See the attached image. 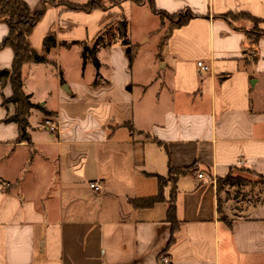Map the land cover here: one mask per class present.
<instances>
[{
  "label": "crops",
  "instance_id": "obj_1",
  "mask_svg": "<svg viewBox=\"0 0 264 264\" xmlns=\"http://www.w3.org/2000/svg\"><path fill=\"white\" fill-rule=\"evenodd\" d=\"M22 1L43 9V0ZM101 3L91 13L48 4L30 35L55 63L23 69L26 94L51 113L32 112L31 143L6 122L17 114L4 105L10 82L0 89V264H264V197L227 224L217 186L236 169L264 176V38L252 45L255 24L240 17L264 20V0H154L159 11L195 16L163 47L166 25L147 4ZM124 25L133 61L118 39ZM8 34L0 23V43ZM93 53L99 68L84 59ZM13 61L12 49L0 51V71ZM170 167L191 170L173 182Z\"/></svg>",
  "mask_w": 264,
  "mask_h": 264
},
{
  "label": "trees",
  "instance_id": "obj_2",
  "mask_svg": "<svg viewBox=\"0 0 264 264\" xmlns=\"http://www.w3.org/2000/svg\"><path fill=\"white\" fill-rule=\"evenodd\" d=\"M125 1H131L137 5H148L151 11L159 15L163 22L168 20L170 25L167 33L161 43L163 47L167 40L170 38L173 31L177 28L185 26L189 21L195 18V16L190 11H184L175 15H170L166 12L159 11L154 3V0H109L111 6H120ZM54 6H64L71 11H83L86 13H91L94 10H104L106 7L95 0H91L87 5H76L71 3H59L57 0H43V9L37 13L32 12L29 5L22 0H0V23H4L9 28L8 36L0 43V51L10 48L14 52V61L11 70L0 71V89L4 88L8 82H10L13 90V95L10 99L4 98V105L8 103H13L17 107V114L6 120L7 123H15L19 126L20 137L19 142L31 143L32 138L30 134V122L29 118L34 110L42 111L46 116L51 115L46 109L41 107L39 104L32 102L31 97L26 94L24 90V79H23V69L28 64H55L51 62L47 57L40 55L35 49H33L28 39L32 34L34 28L41 21L45 15L47 5ZM240 17L250 19L254 22V29L247 31L246 36L250 43L254 46L258 45L259 41L264 38V32L258 27L260 23L264 20L256 19L250 15H241ZM240 17L234 15H225L223 18L226 21H234ZM107 33V32H106ZM118 39L123 47L126 48L127 55L130 61H133V46L130 42L128 31L126 25L119 29ZM102 37H99L97 42L101 41ZM57 46L56 37H47L44 40V47L47 51ZM88 57L93 61L96 68H99L100 64L95 54L87 56L84 54L85 61ZM191 168L184 170H175L170 167L169 169V179L170 181H175L181 174L187 173ZM254 174V173H252ZM259 179L258 184L264 186V176L257 175ZM161 190L165 185V180L159 178ZM228 182H232L233 185L236 183L234 180L228 176L225 179H218V193L223 189V186ZM163 200V194L160 193L157 197L135 201L134 206L139 207H149L154 203ZM170 207L168 211V221L172 224L173 234L178 230V218H177V205H176V189L174 188L171 192ZM221 210V209H220ZM222 221L230 224V221L226 217H222ZM173 241V237L170 244Z\"/></svg>",
  "mask_w": 264,
  "mask_h": 264
},
{
  "label": "rangeland",
  "instance_id": "obj_3",
  "mask_svg": "<svg viewBox=\"0 0 264 264\" xmlns=\"http://www.w3.org/2000/svg\"><path fill=\"white\" fill-rule=\"evenodd\" d=\"M165 25L166 34L170 25L168 20H165ZM230 177L236 184L228 182L220 192L222 214L229 220L235 216L233 213L236 209L245 204H258L264 197V186L258 184L257 176L246 169L233 170Z\"/></svg>",
  "mask_w": 264,
  "mask_h": 264
},
{
  "label": "built area",
  "instance_id": "obj_4",
  "mask_svg": "<svg viewBox=\"0 0 264 264\" xmlns=\"http://www.w3.org/2000/svg\"><path fill=\"white\" fill-rule=\"evenodd\" d=\"M97 2H103L104 0H95ZM199 68L201 69V71L203 72H208L209 68L203 63V62H199L198 63ZM52 130H56V127H51ZM205 177V175L203 173H199L198 174V178L203 179ZM91 187L97 191H100L102 189V186L99 183H93L91 184ZM162 264H170L168 259L165 257H162Z\"/></svg>",
  "mask_w": 264,
  "mask_h": 264
}]
</instances>
